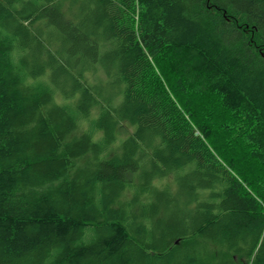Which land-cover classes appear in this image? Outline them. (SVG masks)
Listing matches in <instances>:
<instances>
[{"label": "trees", "instance_id": "obj_1", "mask_svg": "<svg viewBox=\"0 0 264 264\" xmlns=\"http://www.w3.org/2000/svg\"><path fill=\"white\" fill-rule=\"evenodd\" d=\"M0 264H264V0H0Z\"/></svg>", "mask_w": 264, "mask_h": 264}]
</instances>
